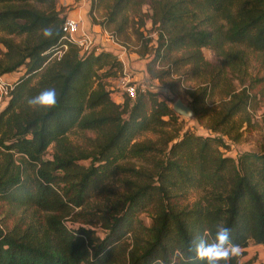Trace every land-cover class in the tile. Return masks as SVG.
<instances>
[{"label": "trees", "instance_id": "1", "mask_svg": "<svg viewBox=\"0 0 264 264\" xmlns=\"http://www.w3.org/2000/svg\"><path fill=\"white\" fill-rule=\"evenodd\" d=\"M101 2L91 0V9ZM143 4L147 11L141 14ZM106 7L100 24L115 40L126 38L124 31L132 27L139 55H151L146 64L151 77L167 74L152 71L151 64L172 52H181L171 56L172 66L207 73L187 94L200 122L197 104L219 90L222 98L206 126L214 135L167 132L164 127L174 125L178 115L152 92L137 88L133 99L122 93L121 103L113 101L102 77L121 71L119 60L104 50L80 53L62 40L65 16L55 0H0V32L21 36L19 42L0 36V76L21 72L0 105V200L13 215L10 224L0 217V264H205L189 249L195 237L217 227L229 228L239 248L249 240L259 244L264 132L257 151L232 158L221 149L229 147L224 137L234 142L241 126H250L248 108L259 98L243 77L236 89L223 71L240 72L245 64L234 45L264 53V0H109ZM127 8L136 16L129 19ZM144 17L149 28L141 29ZM226 45L231 47L225 50ZM202 47L216 53L217 65L203 59ZM49 88L57 93L55 107L28 105ZM71 129L94 136L73 144L66 138ZM147 130L160 132L159 138L135 139ZM133 158L145 166H133ZM113 180L121 191L105 189ZM189 189H200L202 196L182 203ZM145 210L147 224L138 217ZM66 219L76 226L68 228ZM240 255L229 264H248L238 263Z\"/></svg>", "mask_w": 264, "mask_h": 264}, {"label": "rangeland", "instance_id": "2", "mask_svg": "<svg viewBox=\"0 0 264 264\" xmlns=\"http://www.w3.org/2000/svg\"><path fill=\"white\" fill-rule=\"evenodd\" d=\"M84 2L85 7L83 6L81 12V21L85 29L88 30L89 33L96 34L95 30H97V26H99L102 30L106 31V35H112V31L108 30V28L102 27L100 21L103 19L104 15L106 14L107 7L109 0H102L101 3L97 4L93 9H91V0H82ZM80 0H63L61 5H55L57 10H60V16H65L66 14H70L68 18H76V13H72L74 9L78 6H81ZM56 3V0H55ZM87 10V11H86ZM140 13L147 11L146 5H142L140 8ZM71 12V13H70ZM124 14L131 19L133 16H136L134 10L132 8H127L124 11ZM79 17V18H80ZM144 20V27L141 29L149 28L148 21L146 18ZM92 25H97L94 27V30L91 29ZM104 28V29H103ZM109 28H113V25L110 24ZM124 32H126V38H118L114 40L118 45L122 47V49H117L118 53L121 52V55L116 58L122 60L121 71L115 72L110 76H103L102 81L107 83L108 90H110L111 97L113 101L116 103H121L123 100V95L121 88L118 87L119 78L124 74L128 75V78L131 82L136 84V86H142L144 89V93L152 92L157 95L159 100H164L168 106L171 107L172 103L179 99L184 104L190 106L192 109V105L190 103L191 99L187 94V91L190 89H194L195 87L202 85L203 81L208 79L207 73L203 69H198L197 71H193L191 65L185 66H172L170 64L171 56H179L181 52H172L167 59L162 60V62H154L151 64V69L154 72L162 71L167 72V74H161V79H156L148 75L146 71V64L149 63L151 59V55L149 52L145 53L144 55H139V44L136 41V35L132 31V27L127 28ZM92 35V34H91ZM150 37L153 39L155 38V33L151 31L149 33ZM0 36L10 37L14 42H19L21 36H13V35H5L0 32ZM112 37V36H111ZM105 38V37H103ZM95 39V38H93ZM123 41V42H122ZM155 42L152 40L147 44V47L152 46ZM96 47L99 50L94 51H102V46L98 43ZM116 47V45H115ZM226 45L224 49H229ZM233 48H237L243 51L245 57V64L241 66L240 72L239 71H231L228 68H224V76L230 80V84L236 88H240V84L238 81L239 78H244L245 84H251V90L258 95V99L253 101L248 108V112L251 115L252 122L249 124L250 126L242 125L240 130V134L237 136L236 141L232 142L224 137L229 144L228 149H221L225 155L234 158L236 154L245 151H257L258 144L261 139L262 133L264 132V53L261 52H254L247 48H243L238 45L232 46ZM0 49L3 50L2 45H0ZM114 49V48H113ZM79 50V49H78ZM201 54L203 59L206 62H209L213 65H217L218 61L220 60L216 53L207 48L202 47ZM137 51V52H136ZM80 53H82L79 50ZM209 55L211 58L209 59ZM170 65L167 67V65ZM245 71L244 74L240 75L239 73ZM20 72V71H17ZM103 70L98 71L101 74ZM187 72V77L184 76V73ZM190 77V78H188ZM257 77V78H256ZM35 79V78H34ZM259 79V80H257ZM10 81V80H9ZM224 87V86H223ZM222 88V87H220ZM222 98L219 94V90L216 88L213 92V95L207 97L203 102L197 104V108H200L201 120L199 122L196 119V114L194 113V119H188L186 117L178 115L176 123L174 125H169L164 127V129L169 132L173 133V128H178V136L182 134L184 131L193 132L196 135L207 136V135H214V133L210 132L206 127L208 124V117L211 113V109L218 103V101ZM193 110V109H192ZM194 112V111H193ZM176 114V113H175ZM177 115V114H176ZM239 116L233 117V120L238 121ZM235 130H232L234 132ZM94 134L89 130L79 131L77 129H71L66 133V138L70 143L84 145L86 143V138L93 137ZM160 136V132H153V131H143L141 132L135 139L138 141H156ZM51 145L48 147L44 154V158H48ZM129 162L132 163L133 166H145L144 162L140 159H130ZM105 189L112 192L121 191L122 187L120 186L118 181H109L105 183ZM202 196V191L200 189H189L185 192L184 196L182 197V203L190 204L196 200H199ZM8 206L0 200V217L4 218L7 224H10L13 220V215L8 214ZM17 215V213H15ZM138 217L143 221L144 224L149 222V210L142 211L138 214ZM65 223L68 228H73L76 226L77 222H72L68 219L65 220ZM95 231L97 234L102 235V232L98 227H95ZM239 256L238 263H243L249 261L248 264H264V246L257 245L251 240L247 242V245L243 248H239Z\"/></svg>", "mask_w": 264, "mask_h": 264}, {"label": "clouds", "instance_id": "3", "mask_svg": "<svg viewBox=\"0 0 264 264\" xmlns=\"http://www.w3.org/2000/svg\"><path fill=\"white\" fill-rule=\"evenodd\" d=\"M44 34L50 36L51 31L46 29ZM56 104L57 93L54 88L45 89L28 100V105L32 108H52ZM189 250L194 252L195 259L204 261L205 264H229L231 258L239 254V247L232 243L227 227H217L214 233L206 230L193 239Z\"/></svg>", "mask_w": 264, "mask_h": 264}, {"label": "built area", "instance_id": "4", "mask_svg": "<svg viewBox=\"0 0 264 264\" xmlns=\"http://www.w3.org/2000/svg\"><path fill=\"white\" fill-rule=\"evenodd\" d=\"M61 32H62V40L65 42H71L77 46V48L81 52L94 51L99 50L96 47V43L94 42V37L88 32L87 29L83 26L82 21L79 18H68L65 17L61 24ZM107 38L111 40L113 44H115L119 49H122L120 45L116 43V41L110 36L107 35ZM62 48H65V45L62 44ZM102 50L103 47H102ZM60 51H57L55 54H59ZM121 55L117 53V57ZM120 58V57H119ZM122 64V60L120 59ZM11 82L5 81L0 78V105L3 104L8 99V93L11 89ZM118 87L121 88L122 93L127 95L129 98L133 99L135 96L136 89L138 88L140 91L144 89L142 86H136L133 82L130 81L127 74H124L119 78ZM259 245L264 246V238L259 243Z\"/></svg>", "mask_w": 264, "mask_h": 264}, {"label": "crops", "instance_id": "5", "mask_svg": "<svg viewBox=\"0 0 264 264\" xmlns=\"http://www.w3.org/2000/svg\"><path fill=\"white\" fill-rule=\"evenodd\" d=\"M62 1L63 0H56L55 5H61ZM65 1H68V0H65ZM80 1L82 2V3L80 2L81 6H78L76 9H74L72 11V13H74V12L76 13V16H77L76 18H79L81 16V12L80 11H82L83 6L85 7L84 2L82 0H80ZM83 12L84 11H82V14H83ZM65 17H70V14H66ZM79 19L81 20V17ZM95 26H97V25H92L91 29L94 30ZM95 31H96L95 32L96 34H93L94 32L90 33L95 38L94 42L96 44L99 43L103 47L104 51L111 52L112 54L117 56L118 51H116V50L119 49V48L117 46L115 47V44H113L111 42V40L106 37L107 36L106 35V31L102 30L99 26H97V30H95ZM103 37H105V38H103ZM20 73L21 72L6 73V74L1 75L0 78L5 80V81H8V82H13L20 75ZM257 245H259V244H257Z\"/></svg>", "mask_w": 264, "mask_h": 264}, {"label": "water", "instance_id": "6", "mask_svg": "<svg viewBox=\"0 0 264 264\" xmlns=\"http://www.w3.org/2000/svg\"><path fill=\"white\" fill-rule=\"evenodd\" d=\"M171 109L174 113H176L177 115L186 117L188 119H194L195 115L193 110L190 108V106L184 104L181 100L176 99L172 105H171Z\"/></svg>", "mask_w": 264, "mask_h": 264}]
</instances>
